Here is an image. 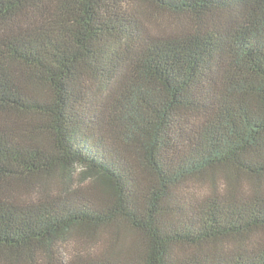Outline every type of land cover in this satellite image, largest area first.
I'll return each instance as SVG.
<instances>
[{
	"label": "trees",
	"instance_id": "16d2710c",
	"mask_svg": "<svg viewBox=\"0 0 264 264\" xmlns=\"http://www.w3.org/2000/svg\"><path fill=\"white\" fill-rule=\"evenodd\" d=\"M0 264H264V0H0Z\"/></svg>",
	"mask_w": 264,
	"mask_h": 264
},
{
	"label": "rangeland",
	"instance_id": "374dc122",
	"mask_svg": "<svg viewBox=\"0 0 264 264\" xmlns=\"http://www.w3.org/2000/svg\"><path fill=\"white\" fill-rule=\"evenodd\" d=\"M148 26L149 28H151V30H153L155 33L156 32H161V31H166L169 28H172L173 23H174V19L173 17L167 15V14H163V13H153L152 11L148 10ZM151 14V15H150ZM83 168L78 166L76 169V172L79 173ZM206 190V188H201L198 190H195V192L197 194H200L202 191ZM20 200H22L24 198L23 193L17 194V197ZM25 198H34L33 195H27L25 194ZM63 246V255L65 257V259L70 260L71 258L74 259L73 257L77 254L81 253V249H79V246L77 245V242L74 241H70L68 243H66V245H62Z\"/></svg>",
	"mask_w": 264,
	"mask_h": 264
}]
</instances>
